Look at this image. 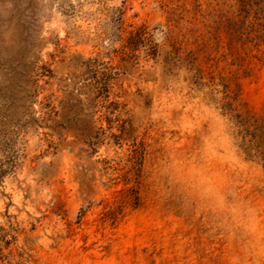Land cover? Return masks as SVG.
Returning a JSON list of instances; mask_svg holds the SVG:
<instances>
[{"label":"rangeland","instance_id":"1","mask_svg":"<svg viewBox=\"0 0 264 264\" xmlns=\"http://www.w3.org/2000/svg\"><path fill=\"white\" fill-rule=\"evenodd\" d=\"M148 2L168 48L137 56L133 34L131 51L85 60L67 47L44 56L48 0H0V175L27 163L51 180L67 149L81 196L109 193L47 248L0 235V264L25 251L29 264H264V2ZM102 27L114 44L132 24L115 9ZM228 102L249 116L246 137ZM105 140L128 150L93 160ZM209 174L212 191L199 183Z\"/></svg>","mask_w":264,"mask_h":264},{"label":"clouds","instance_id":"2","mask_svg":"<svg viewBox=\"0 0 264 264\" xmlns=\"http://www.w3.org/2000/svg\"><path fill=\"white\" fill-rule=\"evenodd\" d=\"M115 9L124 12L132 29L128 28L123 38L113 44L110 39L103 38L102 26L109 18V13ZM46 11L51 19L45 25L44 36H51L53 39L46 43L43 53L45 57L67 47L85 60L95 59L98 55L107 60L109 58L103 54L112 49L131 51L133 34L139 35V43L134 50L137 56L168 48L171 42L161 10L148 0H110L108 3H102L101 0H48ZM121 59L127 57L122 56ZM156 103L160 104L161 100L158 99ZM45 132L46 129H41L37 135L30 136L29 146L35 147ZM43 147L46 148L47 145ZM127 150L128 145L121 147L105 140L97 147L92 159H118L117 154L124 155ZM137 151L133 149L134 154ZM59 155L64 167L51 180L42 177L39 171H31L27 163L24 167L13 170H9L7 164L4 165V174L0 175V226L3 228L0 235L6 233L8 239L13 235L17 236L19 245H23L26 236L37 238L36 243L47 248L53 243L50 237L56 233H64L69 222L88 211L89 201H93L92 206L95 208L101 199L109 196V193L101 189L98 195L85 200L81 196L79 183L73 179V154L65 149ZM43 159L48 161L53 157L45 155ZM142 164V159L135 160V165ZM132 170L139 173L142 169L134 167ZM199 183L205 190L212 191L216 180L209 174L200 176ZM33 225L36 226L35 231H32ZM259 255L264 256V245L261 246ZM13 264H29L28 252L25 251L24 256L18 257Z\"/></svg>","mask_w":264,"mask_h":264},{"label":"trees","instance_id":"3","mask_svg":"<svg viewBox=\"0 0 264 264\" xmlns=\"http://www.w3.org/2000/svg\"><path fill=\"white\" fill-rule=\"evenodd\" d=\"M248 1H250V0H248ZM259 1L264 2V0H259ZM254 2L257 5H259L258 0H256V1L254 0ZM249 5H250V3L248 2L247 6H249ZM262 8H264V6ZM199 77L202 78L201 76H199ZM224 105H226L225 110L228 111V114H230L232 117L237 119V123H238L237 126L240 127V131H239V133H241L240 135L242 137H246V135H244L245 134L244 131L246 130L245 127H246L247 123L249 122V116H244L242 113L238 112L237 107L233 106L232 103L228 102V104H224ZM256 127L258 128L259 125L256 124ZM257 135H259V137H262V139L264 140L263 132L261 134H257ZM241 146L247 155H249V156L252 155L251 153H252L253 147L249 143L246 142V139L242 140Z\"/></svg>","mask_w":264,"mask_h":264}]
</instances>
